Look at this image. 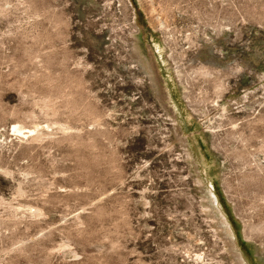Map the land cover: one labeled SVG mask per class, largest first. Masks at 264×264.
I'll return each mask as SVG.
<instances>
[{"label":"rangeland","instance_id":"374dc122","mask_svg":"<svg viewBox=\"0 0 264 264\" xmlns=\"http://www.w3.org/2000/svg\"><path fill=\"white\" fill-rule=\"evenodd\" d=\"M195 175L264 264V0H0V264H228Z\"/></svg>","mask_w":264,"mask_h":264},{"label":"bare ground","instance_id":"6f19581e","mask_svg":"<svg viewBox=\"0 0 264 264\" xmlns=\"http://www.w3.org/2000/svg\"><path fill=\"white\" fill-rule=\"evenodd\" d=\"M129 37H131V35H129ZM149 49H151V48H149ZM154 49H155V51H153L154 52L153 55L151 54L154 57V60L152 59L148 63L147 66L144 65V63L142 62V59L140 58L141 55H140L139 51H137L135 48L132 51L130 49H128L130 51V57H128V58L130 59V62L133 66L140 68V66H137V64L141 63V65H142L141 67H143V66L146 67L145 70H147L150 74V80H151L150 85L152 87H154L153 92L156 94V96L159 99V102L162 105H164L165 107H170L169 106L170 104L168 105V103H166L165 101H166V98L170 100L172 98L171 97L172 94H171L169 87H167V83L164 86L159 83L160 77H161V79L163 78V81H165V78L162 77V75H160V73L158 72L159 71L158 68L160 66L159 64L162 63L163 65H165V67L170 69L172 66L168 67L169 63H168V61H166L168 58H170L171 60L170 59L169 60L173 62V64H172L174 67L173 71H175L174 74L176 76L178 75L179 70L176 66V63H174V59L170 55L167 54L168 58L165 56L166 60H164L161 57V54H162L161 49L157 45L154 46ZM152 68L155 70V75H154ZM157 83L160 84V88H159ZM164 87H166L167 89ZM240 100H242V96L234 98V100L231 102L239 103ZM172 111H173L172 113H175V110H172ZM175 118L176 117H173L170 115V117L168 119L175 122ZM13 128L17 132H22L23 126H20V125L15 123L13 125ZM34 130H35V128H32L29 130V132L30 133L32 131L34 132ZM178 141H180V143L182 145H184V141L181 138H178ZM179 147L181 149V146H179ZM185 150L187 151V149H185ZM186 155H187V158H190V156L188 154H186ZM194 180L196 183L195 185L200 187L199 192L202 193V196H200V203L201 204L199 205L200 206L199 207L200 212L205 219L204 221H205L206 225L210 228L211 233H213V236L215 237L216 242H218V244L222 250L221 252L226 257L227 263L228 264H247L245 255H244L243 251L241 250V247H240V245L236 239L237 235L234 233V231L231 228L227 214H225L220 203L218 202V198H217L216 194L214 192H212V190H210V188H208V187H212V185L207 186V184L201 182L202 180L199 178V176L197 177L196 175L194 177ZM188 239H190V242L191 241L196 242L197 243L196 246H199L201 243L200 239H202V238H198V237L194 236V234L188 233ZM188 254H189V257H191L195 262H198L199 264H223V259H219L216 257V255L220 254L218 252L213 254L211 252H200V251H198L193 255L192 252L188 249Z\"/></svg>","mask_w":264,"mask_h":264}]
</instances>
